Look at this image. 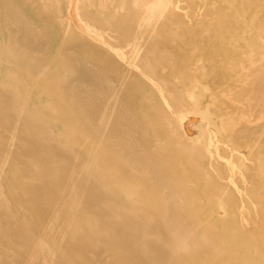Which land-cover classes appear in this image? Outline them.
<instances>
[{
  "label": "bare ground",
  "instance_id": "obj_1",
  "mask_svg": "<svg viewBox=\"0 0 264 264\" xmlns=\"http://www.w3.org/2000/svg\"><path fill=\"white\" fill-rule=\"evenodd\" d=\"M175 1L148 16L131 0H0V264H264L246 222L211 213L264 219V131L227 143L212 89L234 68H190L179 40L231 59L264 31V0ZM186 8L196 18L173 23ZM251 60L241 101L264 107V48ZM174 117L209 127L195 139Z\"/></svg>",
  "mask_w": 264,
  "mask_h": 264
},
{
  "label": "rangeland",
  "instance_id": "obj_2",
  "mask_svg": "<svg viewBox=\"0 0 264 264\" xmlns=\"http://www.w3.org/2000/svg\"><path fill=\"white\" fill-rule=\"evenodd\" d=\"M171 1H174L176 3L175 0H131V3L133 8L139 13L148 16H153L155 14H162V12H168L170 9ZM185 17L188 19V23L186 22V20L183 19ZM193 17L195 19L196 15L192 12V10L186 8L184 9V14L176 13L175 15H172L171 18H176L178 20L171 21L178 25L187 26L189 22L193 20ZM258 27L261 28V24H258ZM219 31L221 30L219 29ZM256 31L250 34V40L248 39L243 43H240V46L242 47L241 50L238 52L236 51V53H233L231 55L232 57H230L231 59H222L220 56L217 55V53L212 55V57L209 56L207 58H204L202 56V58H200L198 57L196 51V47L198 44L196 37L187 36L185 39L183 38V40L182 38L179 39L183 51L186 52L188 55H192V62L190 68L195 67L198 63H205L206 60H208L209 58H213V61L210 63V66L215 67L223 64L225 66L234 68V72L232 73L224 69L221 72V82H227V80L229 79L228 75H232L230 79V88L216 86L214 89H212L214 94L218 96L217 101L214 102L213 105L218 106L223 112L221 119L218 123L219 128L223 131L225 135V140L228 144H231L230 133L236 130H240L241 128L264 131V107H251L250 105L248 106L247 104L241 101L242 98L240 97V91H243V83L247 78V73L249 72V65L252 61V55L261 51V49L264 48V31L262 32L258 30V33H256ZM257 34L262 35L258 36ZM231 43H234V41H226L224 44L227 49L230 48V54L233 52L234 49L233 47H231ZM255 62L257 61L255 60ZM218 80H220V78H218ZM234 85H238L239 88L234 87ZM198 121V117H174V122L176 123V126L181 131H183L184 134L194 136L195 139L201 138V129H208L209 127L206 121L202 120L200 123H197ZM61 131L64 134L69 135L68 129L66 127L63 126ZM253 136L254 138H257L256 135ZM243 152L245 153V156H247V160H251V150L250 152L247 150H244ZM254 170L255 168L251 167V171H253V174L255 175L257 171ZM211 208V213L216 228L219 227V225L225 221L235 222V224L237 225L239 224V222H246L249 225V229L251 230L250 235L260 243L262 250L264 251V219L260 216V214H252L249 209H243L242 207H239L237 212H232L226 207L225 203L219 204L217 202L215 204H212ZM231 214H235L234 217L236 219L233 218V215Z\"/></svg>",
  "mask_w": 264,
  "mask_h": 264
}]
</instances>
